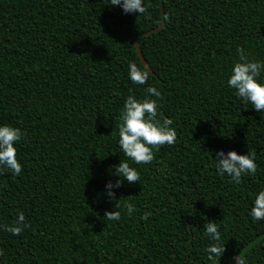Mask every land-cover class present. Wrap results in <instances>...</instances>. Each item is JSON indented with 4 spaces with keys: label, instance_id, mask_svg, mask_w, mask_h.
<instances>
[{
    "label": "trees",
    "instance_id": "obj_1",
    "mask_svg": "<svg viewBox=\"0 0 264 264\" xmlns=\"http://www.w3.org/2000/svg\"><path fill=\"white\" fill-rule=\"evenodd\" d=\"M145 3L137 16L108 0H0V124L23 133L21 174L0 169V224L23 212L29 225L0 231V264H209V220L225 244L219 264L238 253L264 264V221L248 215L264 188V113L226 85L237 48L264 60V0ZM135 39L151 69L144 85L127 75L129 61L143 66ZM148 84L176 140L149 164L128 161L140 180L115 190L121 218L108 221L104 185L127 160L120 110ZM221 149L255 152V174L218 176Z\"/></svg>",
    "mask_w": 264,
    "mask_h": 264
},
{
    "label": "clouds",
    "instance_id": "obj_2",
    "mask_svg": "<svg viewBox=\"0 0 264 264\" xmlns=\"http://www.w3.org/2000/svg\"><path fill=\"white\" fill-rule=\"evenodd\" d=\"M108 4L119 6L125 14L146 15L145 0H108ZM168 17H163L167 21ZM264 60L250 58L245 50L237 48V57L233 60L226 85L233 90L234 95L242 102L251 105L260 113H264ZM128 79L134 85H144L149 78L148 65L138 66L136 62L129 61L127 66ZM143 98L129 94L123 102L120 110V123L118 125V145L121 153L127 160L121 161L115 168V180H108L104 185L103 195L114 202L113 210L106 211L104 217L108 221H119L121 213L120 204L116 199V189H119L124 181L129 184L139 182V171L130 165L149 164L154 159L153 149L161 145H172L176 140V131L171 127L170 118L157 119V99L162 96V91L157 86L148 84L144 89ZM155 98V99H154ZM22 131L10 124H0V169L10 171L14 176L21 174L22 165L16 156V143L22 138ZM256 154L247 151L238 154L235 150H217L215 152L214 168L218 176H227L229 181L240 184L244 175H253L257 170L255 162ZM134 206L128 203L126 212L131 215ZM150 213H143L140 219L145 220ZM248 215L253 222L264 221V188L254 193ZM29 225L25 221L23 212L17 214L12 224H0V231L20 234ZM208 244L204 251L207 253L209 264H219L220 257L225 251L221 232L216 222L209 220L203 226ZM235 264H246V261L238 256Z\"/></svg>",
    "mask_w": 264,
    "mask_h": 264
},
{
    "label": "water",
    "instance_id": "obj_3",
    "mask_svg": "<svg viewBox=\"0 0 264 264\" xmlns=\"http://www.w3.org/2000/svg\"><path fill=\"white\" fill-rule=\"evenodd\" d=\"M162 25H163V21L159 25H157L155 28L144 32L143 35H148V34H150L152 32L158 31L162 27ZM134 44H135V49H136V51L138 53V56L140 58V61L142 62L143 65H145V64L148 65L147 62L145 61V59L143 58V55H142V53H141V51L139 49V45H138L137 39H135ZM148 67H149V65H148ZM149 71H151L150 67H149ZM239 255H240L239 253L236 254L233 258L230 259V261L227 264H235V260H236V258H238Z\"/></svg>",
    "mask_w": 264,
    "mask_h": 264
}]
</instances>
